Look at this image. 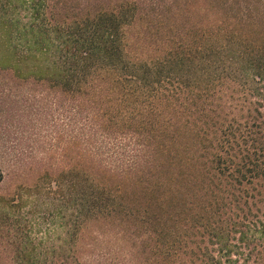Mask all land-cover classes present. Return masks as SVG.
Instances as JSON below:
<instances>
[{
    "label": "trees",
    "instance_id": "16d2710c",
    "mask_svg": "<svg viewBox=\"0 0 264 264\" xmlns=\"http://www.w3.org/2000/svg\"><path fill=\"white\" fill-rule=\"evenodd\" d=\"M13 183L0 264H264V0H0Z\"/></svg>",
    "mask_w": 264,
    "mask_h": 264
},
{
    "label": "rangeland",
    "instance_id": "374dc122",
    "mask_svg": "<svg viewBox=\"0 0 264 264\" xmlns=\"http://www.w3.org/2000/svg\"><path fill=\"white\" fill-rule=\"evenodd\" d=\"M14 183L8 187L5 185L0 192L4 194L18 189L19 183L16 185H14ZM36 184L37 181H34L33 185ZM16 200L18 202V199ZM8 210L6 211L10 214V219L6 220L5 223H0V231L3 233H0V242L3 239L7 240L10 236V238H14L18 244H31V246L39 248V252H44L41 249H46L45 193L40 195L34 191L29 195H25L18 207L16 206ZM7 242L8 241H5L4 244L7 245ZM37 255L40 256L38 253ZM37 258H39V260L42 259V257Z\"/></svg>",
    "mask_w": 264,
    "mask_h": 264
}]
</instances>
